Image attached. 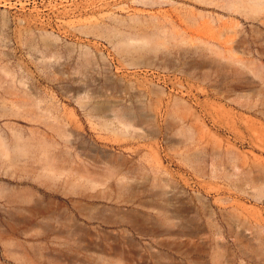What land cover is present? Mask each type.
<instances>
[{
  "label": "rangeland",
  "instance_id": "obj_1",
  "mask_svg": "<svg viewBox=\"0 0 264 264\" xmlns=\"http://www.w3.org/2000/svg\"><path fill=\"white\" fill-rule=\"evenodd\" d=\"M0 86L144 170L91 224L0 201V264H264V0H0Z\"/></svg>",
  "mask_w": 264,
  "mask_h": 264
},
{
  "label": "crops",
  "instance_id": "obj_2",
  "mask_svg": "<svg viewBox=\"0 0 264 264\" xmlns=\"http://www.w3.org/2000/svg\"><path fill=\"white\" fill-rule=\"evenodd\" d=\"M24 117L34 124L0 121V134L7 136L0 143L8 148V154L0 149V201L26 213L32 226L62 225L68 219L91 224L98 202L113 200V184L99 180V172L105 176L107 172H144L134 162L135 156L122 155L118 163L96 142L92 144L98 149L86 142L82 147L79 132L68 127L72 122L63 117L52 119L44 113ZM61 228L46 238L64 240Z\"/></svg>",
  "mask_w": 264,
  "mask_h": 264
},
{
  "label": "bare ground",
  "instance_id": "obj_3",
  "mask_svg": "<svg viewBox=\"0 0 264 264\" xmlns=\"http://www.w3.org/2000/svg\"><path fill=\"white\" fill-rule=\"evenodd\" d=\"M0 87H1V86H0ZM1 88H2V87H1ZM11 98L14 99V101H13V105L18 103V100H17L16 97H11ZM4 136H5V135H4ZM0 139L3 140V137H2L1 134H0ZM0 149H1L3 152H5V154L8 153V148L6 147V144H2V143H0Z\"/></svg>",
  "mask_w": 264,
  "mask_h": 264
}]
</instances>
